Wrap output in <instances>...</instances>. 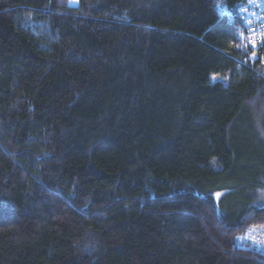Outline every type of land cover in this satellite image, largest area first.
<instances>
[{
	"label": "trees",
	"instance_id": "16d2710c",
	"mask_svg": "<svg viewBox=\"0 0 264 264\" xmlns=\"http://www.w3.org/2000/svg\"><path fill=\"white\" fill-rule=\"evenodd\" d=\"M79 1L0 0V264H264L246 0Z\"/></svg>",
	"mask_w": 264,
	"mask_h": 264
},
{
	"label": "built area",
	"instance_id": "2783aa9c",
	"mask_svg": "<svg viewBox=\"0 0 264 264\" xmlns=\"http://www.w3.org/2000/svg\"><path fill=\"white\" fill-rule=\"evenodd\" d=\"M238 13L245 28L249 58L264 66V0H246L238 7Z\"/></svg>",
	"mask_w": 264,
	"mask_h": 264
},
{
	"label": "rangeland",
	"instance_id": "374dc122",
	"mask_svg": "<svg viewBox=\"0 0 264 264\" xmlns=\"http://www.w3.org/2000/svg\"><path fill=\"white\" fill-rule=\"evenodd\" d=\"M213 79L219 80L221 77L213 75ZM238 245L260 250L264 253V224L255 225L244 233L238 235Z\"/></svg>",
	"mask_w": 264,
	"mask_h": 264
},
{
	"label": "water",
	"instance_id": "95a60500",
	"mask_svg": "<svg viewBox=\"0 0 264 264\" xmlns=\"http://www.w3.org/2000/svg\"><path fill=\"white\" fill-rule=\"evenodd\" d=\"M69 5L73 8H79L80 1L79 0H69Z\"/></svg>",
	"mask_w": 264,
	"mask_h": 264
}]
</instances>
